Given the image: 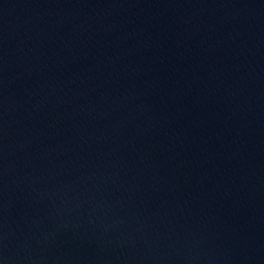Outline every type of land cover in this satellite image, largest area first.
Masks as SVG:
<instances>
[{"label": "water", "instance_id": "1", "mask_svg": "<svg viewBox=\"0 0 264 264\" xmlns=\"http://www.w3.org/2000/svg\"><path fill=\"white\" fill-rule=\"evenodd\" d=\"M0 264H264V0H0Z\"/></svg>", "mask_w": 264, "mask_h": 264}]
</instances>
